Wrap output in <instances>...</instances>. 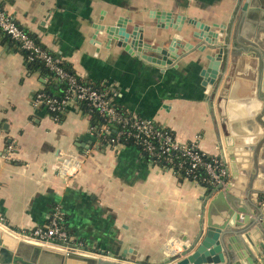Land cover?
<instances>
[{"label":"crops","instance_id":"crops-1","mask_svg":"<svg viewBox=\"0 0 264 264\" xmlns=\"http://www.w3.org/2000/svg\"><path fill=\"white\" fill-rule=\"evenodd\" d=\"M1 1L19 25L70 64L80 79L110 93L116 106L169 128L181 142L197 140L206 154L224 158L230 181L218 97L231 58L239 53V59H257L258 71L252 75L255 93L259 91L264 103L260 74L264 56L258 51H264V0L261 12L252 4L246 8L248 0ZM154 11L197 19L213 30H220L217 24L226 26L220 40L230 46L229 61L212 101L201 70L208 63L206 54L216 50L197 48L199 41L193 36L197 29L188 20L177 33L159 27L151 16ZM119 16L131 21L130 28L142 27L145 41L154 46H164L179 34L193 49L180 50L178 65L162 71L110 42L105 32L96 33L97 24L110 25ZM255 50L259 59L243 55ZM243 67L245 73H235L229 89L230 127L245 119L236 113L250 106L238 102L249 95L248 68H252ZM47 82L42 67L32 68L20 44L0 30V228L21 241L23 232L60 213L73 245L91 255L96 254L90 251L121 246L136 250L133 258L156 262L165 254L182 252L200 230L203 198L209 189L154 164L137 145L108 144L99 137L94 110L88 105L73 102L61 119L53 117L45 104L35 103ZM10 144L16 152L7 160L3 154ZM58 151L65 156L74 151L85 158L68 180L56 169L61 161Z\"/></svg>","mask_w":264,"mask_h":264},{"label":"water","instance_id":"water-1","mask_svg":"<svg viewBox=\"0 0 264 264\" xmlns=\"http://www.w3.org/2000/svg\"><path fill=\"white\" fill-rule=\"evenodd\" d=\"M249 4L257 9L256 12H261V0H248L246 8ZM151 16L157 20L159 27L173 28L176 33L182 30L185 21L188 20L197 29L193 35L199 41L197 48L200 51L217 50H210L206 54L208 63L201 70L202 84L208 92L212 90L209 96V101H212L229 61L230 46L220 40L226 26L217 24L216 27L220 30H213L202 21L187 19L183 15L175 16L167 11H154ZM130 24L131 21L127 17L119 16L112 24L107 26L97 24L95 28L96 33L105 32L110 42L116 41L119 47L159 65L162 71L165 67L178 65L180 50L188 52L193 49L194 45L183 42L179 34L172 36L164 46H154L145 41L142 27L133 25L130 28ZM257 52L251 55L244 52L243 55L259 59ZM236 54L231 58L228 78L218 97L232 177L225 184L214 185L205 194L200 230L193 240L184 244L182 252L165 254L156 262L133 258L131 254L136 255V250L122 249L121 246L111 251H90L96 254L91 255L79 251H89L88 249L78 247L66 249V245H63V248L26 239L19 241L0 228V264H256L263 258L264 196H260V193L264 192V118L262 117L263 124L258 118L264 113V103L259 91L255 93V77L252 75L257 73L259 64L256 62L257 59L242 60L238 57L240 54ZM244 64H250L252 68H248L249 95L241 96L238 102L245 107L249 102L250 106L247 110L236 113L245 119L233 122L230 127L227 121L229 89L235 73H245ZM211 105L214 106V102H211ZM57 156L59 160H63L65 153L58 151ZM223 161L225 162L224 158ZM252 179L256 182L257 188H249Z\"/></svg>","mask_w":264,"mask_h":264},{"label":"built area","instance_id":"built-area-1","mask_svg":"<svg viewBox=\"0 0 264 264\" xmlns=\"http://www.w3.org/2000/svg\"><path fill=\"white\" fill-rule=\"evenodd\" d=\"M0 30L20 44V47L28 53L29 60L41 61L60 80H66L68 83L67 92L62 100L42 92L37 96L36 104L43 103L50 112L63 113L73 102H85L91 109L97 110L106 121L98 131V135L108 144H119L123 136L127 139L132 138L138 146L152 156L154 164L172 170L177 175H179L177 168H182L185 163H188V172L203 169L208 180L214 185L227 182L229 172L222 158L215 157L206 160L204 158L206 153L201 150L197 140L181 142L165 126L158 125L153 120L120 113L109 93L80 81L75 74L64 69L63 61L19 25L3 6L1 0ZM15 152L16 146L10 144L3 157L10 160ZM84 159L83 155L71 151L57 164L56 169L62 177L68 180L82 168ZM196 177L195 175L194 178ZM204 180H207V177ZM22 236L26 240L49 246L64 248L63 245H66V249L77 247L73 245L72 236L66 229L64 217L60 213L46 225L23 232ZM256 264H264V257L260 258Z\"/></svg>","mask_w":264,"mask_h":264},{"label":"trees","instance_id":"trees-1","mask_svg":"<svg viewBox=\"0 0 264 264\" xmlns=\"http://www.w3.org/2000/svg\"><path fill=\"white\" fill-rule=\"evenodd\" d=\"M40 44H42L39 40L38 37L32 35ZM43 45V44H42ZM44 46V45H43ZM45 47V46H44ZM25 54L27 56V59H28V53L25 51ZM28 64L31 65V67L33 68L34 66L35 67H42V70L44 72V74L46 75V77L48 78V82L46 83L45 85V88H44V92L48 95H50L51 97L53 98H56V99H59V100H62L64 97H65V94L67 92V89H68V83L66 80H60L55 74L54 72H52L48 67H46L41 61H38V60H35V61H31L28 59ZM62 66L64 67V69L68 70L70 73H73L75 74V76L82 82L84 83H87V84H90L88 82H85L83 81L82 79H80L75 71L73 70L72 66L66 62H62ZM95 88H98L99 90L101 91H104L103 88L97 86V85H93ZM108 93V92H107ZM110 95V93H109ZM76 104L79 103V104H83V105H87L85 102H80V101H75ZM118 111L124 115H129L131 116V114H128L126 113L122 108L116 106ZM93 114V120H94V123L95 125H97V128L98 130L100 131V128L101 126L106 122L104 120V118L99 114V112L97 110H94V112H92ZM51 114L53 117H60L59 119H61L64 114L62 113H58V112H52L51 111ZM156 124H158L156 122ZM160 125V124H158ZM97 130V131H98ZM167 130L169 132H172L169 128H167ZM99 133V132H97ZM173 133V132H172ZM119 144H123V145H128V146H134V145H137L134 140L132 138H125L124 136L120 139V143ZM138 146V145H137ZM142 151L143 153L145 154V156L147 157L148 160H150L151 162H153V158L152 156H150L148 154V152L144 151L142 149L141 146H138ZM204 158L206 160H211L212 158H215L214 156H210V155H205ZM217 158V157H216ZM188 169H189V164L188 163H185L184 166L182 168H177L178 170V174L180 177L184 178V179H188L190 181H194V182H197L199 183L200 185L210 189L214 186V184L212 182H210V180H208V176L206 175L205 171L203 169H198L196 172H188ZM197 176L196 178H194V176ZM207 177V180H204V178ZM66 221L64 220V225H66L65 223ZM46 225V224H45ZM66 229L69 231V233L71 234V231L70 229L68 228V226H65ZM72 236V235H71Z\"/></svg>","mask_w":264,"mask_h":264},{"label":"rangeland","instance_id":"rangeland-1","mask_svg":"<svg viewBox=\"0 0 264 264\" xmlns=\"http://www.w3.org/2000/svg\"><path fill=\"white\" fill-rule=\"evenodd\" d=\"M238 33V32H237ZM216 50V49H215ZM217 51V50H216ZM260 53L262 54V57L264 56V51H263V49H262V51H260ZM260 74H261V76H262V78H261V81L263 82L264 81V65L262 64V69H261V71H260ZM264 93H262V95H263ZM262 117L264 118V113L261 115V117H259L258 119H259V121L263 124V122H262ZM264 125V124H263ZM264 142V141H263ZM264 144V143H263ZM262 144V145H263ZM263 150H264V148H263ZM253 179H255V177L253 178ZM252 179V183H251V185L249 186V188H257V186H256V182L254 181ZM260 196H264V192L263 193H260Z\"/></svg>","mask_w":264,"mask_h":264},{"label":"flooded vegetation","instance_id":"flooded-vegetation-1","mask_svg":"<svg viewBox=\"0 0 264 264\" xmlns=\"http://www.w3.org/2000/svg\"><path fill=\"white\" fill-rule=\"evenodd\" d=\"M257 50V49H256ZM259 53H260V50L258 49Z\"/></svg>","mask_w":264,"mask_h":264},{"label":"bare ground","instance_id":"bare-ground-1","mask_svg":"<svg viewBox=\"0 0 264 264\" xmlns=\"http://www.w3.org/2000/svg\"><path fill=\"white\" fill-rule=\"evenodd\" d=\"M256 84V83H255ZM233 102V101H232Z\"/></svg>","mask_w":264,"mask_h":264}]
</instances>
